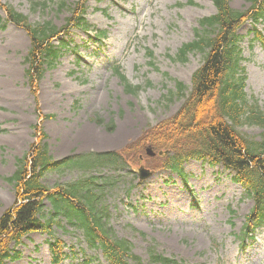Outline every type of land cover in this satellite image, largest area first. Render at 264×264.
Here are the masks:
<instances>
[{
	"label": "rangeland",
	"instance_id": "obj_1",
	"mask_svg": "<svg viewBox=\"0 0 264 264\" xmlns=\"http://www.w3.org/2000/svg\"><path fill=\"white\" fill-rule=\"evenodd\" d=\"M1 1L34 23L51 20L64 26L71 17L68 8H35V0ZM67 1L74 5L80 0ZM188 1L85 0L89 26L106 30V35L94 40L83 29L72 28L70 38L66 37L72 41V50L62 54L55 69L46 70L38 99L26 84L24 56L30 37L14 24L0 26V217L19 201L7 178L15 173L18 158L39 142L37 126L44 132L42 144L46 143L52 157L64 160L125 149L144 130L178 112L184 98L172 97L174 79L190 86L202 62L201 53H190L186 62L177 60L178 50L194 38L199 20L216 11L213 0ZM230 2L233 8L249 7V0ZM0 15L5 17L1 7ZM258 27L264 31V22ZM252 28L248 21L239 31L245 35L242 64L248 71L246 91L264 110V46L252 41ZM147 49L154 51L157 68L149 63ZM113 63L121 65L130 84L141 86L137 94L127 91ZM240 130L257 139L263 132L259 126L248 125ZM128 155L136 158V152ZM148 165L155 173L144 181L130 164L116 171L103 169L111 178L109 224L119 238L130 240L141 258L140 263L129 258L128 264H160L151 260L150 250L184 264H264V223L242 241L246 215L254 202L234 181L233 171L190 159L184 165L189 175L185 184L177 172L164 167L162 158L152 157ZM80 176L61 168L47 173L43 182L53 187ZM55 234L76 251L84 248L96 259L93 264H109L101 251L90 249L82 234L69 225L56 227ZM49 238L42 232L28 234L16 246L20 257L5 264H51ZM72 258L75 264L82 263L85 255L73 253Z\"/></svg>",
	"mask_w": 264,
	"mask_h": 264
},
{
	"label": "trees",
	"instance_id": "obj_2",
	"mask_svg": "<svg viewBox=\"0 0 264 264\" xmlns=\"http://www.w3.org/2000/svg\"><path fill=\"white\" fill-rule=\"evenodd\" d=\"M84 1L69 5L67 0H35V8L39 6L44 10L55 5L57 10L69 9L71 17L64 26H58L51 20L34 23L28 15L0 0V7L6 12V17L0 16V26L4 28L13 22L23 27L30 37L31 46L24 57L26 78L37 99L39 82L46 70L55 68L69 47L65 36L72 26L91 28L85 17ZM249 1V8L240 10L233 8L230 0H213L216 12L200 19L194 38L183 43L177 53V60L182 62L188 60L190 53L202 54V62L192 75L191 88L174 79L176 91L170 93L173 98L178 95L184 98V102L175 115L147 129L142 143L150 141L156 148L175 152L164 165L179 174H183L182 162L189 158L207 159L212 164L221 163L234 170L236 180L255 201L250 219L259 224L264 221V110L245 89L247 74L241 65L240 46L244 36L238 30L248 19L259 21L264 17V0ZM60 35L62 38L57 45L54 40ZM255 38L264 43V37L257 32ZM149 55L153 57L151 51ZM115 71L122 77L127 91L137 94L141 86L130 84L119 68ZM95 121L103 123L98 117ZM247 125L263 129L259 139L240 130ZM36 129L40 133L39 142L32 145L29 153L18 158L15 173L7 178L19 201L0 217V264L20 257L16 246L36 231L52 237L49 240L52 263L65 264L64 242L54 231L55 225L64 227V221L83 229L91 246L102 248L110 264H128V257L138 260L132 252V244L126 239H118L106 222L109 209L104 201V205L101 203L103 188L98 177L91 176L89 182H59L53 187L43 179L47 173L61 168L92 170L96 162H111L123 168L127 161L121 154L141 151L144 145H130L120 152H92L55 160L46 143L42 144L45 136L42 128L37 126ZM156 261L171 263L170 258L164 256H158Z\"/></svg>",
	"mask_w": 264,
	"mask_h": 264
},
{
	"label": "water",
	"instance_id": "obj_3",
	"mask_svg": "<svg viewBox=\"0 0 264 264\" xmlns=\"http://www.w3.org/2000/svg\"><path fill=\"white\" fill-rule=\"evenodd\" d=\"M149 152H150L151 154H154V153L151 151L150 148H149ZM160 154H162V152H160ZM138 172L140 173L141 179H146V178L150 177V176L153 174V171H151V170H147V169H145L144 167H140V168L138 169Z\"/></svg>",
	"mask_w": 264,
	"mask_h": 264
}]
</instances>
